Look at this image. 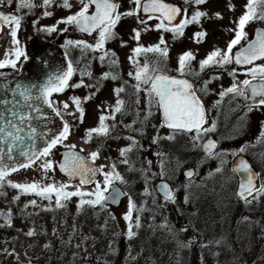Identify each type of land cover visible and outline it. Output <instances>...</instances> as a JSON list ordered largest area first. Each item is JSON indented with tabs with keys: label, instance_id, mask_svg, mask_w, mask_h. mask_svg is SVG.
<instances>
[{
	"label": "snow or ice",
	"instance_id": "6c2138e0",
	"mask_svg": "<svg viewBox=\"0 0 264 264\" xmlns=\"http://www.w3.org/2000/svg\"><path fill=\"white\" fill-rule=\"evenodd\" d=\"M15 2V13H5L0 11V30L7 27L9 36L11 37L13 52L15 59L9 58L6 53L5 59L0 60V69L11 67L16 69V63L20 57L28 59L24 50L19 47V40L17 38L18 31L21 27L23 17L16 13L21 12L23 9L32 10L33 8L40 7L47 9L53 5L62 7L69 10L71 14L57 21V24L63 23L67 27L61 31H68L69 27L75 28L78 32L93 36L95 34V43H89L83 39L65 40V47L79 48L82 53L98 52L100 55L97 59L101 64L107 63L109 68L118 66V58L115 52L106 48V44L117 37L115 31L118 23L125 17H136V22L141 25L139 28L132 29V39L136 41L137 46L132 49V54L128 57L129 62L133 65L134 71L128 73L135 83L130 87L133 89L135 99L133 103L136 105L135 118L129 124L124 125L125 128L132 130L136 135H144V126L148 123L149 119L155 114L159 113L161 120L157 127V134L152 137V144H158L160 140L175 141L178 135H183L188 138V142L193 150L202 153L201 157L195 162L196 166L192 168H184L183 162L176 160L177 170L183 169V176L185 183L181 187L185 191L183 202L189 204L193 202L194 193L192 188L202 189L206 185L202 179L200 183L195 182V177L199 175V168L208 160H218L219 164L213 170L209 171L207 176L212 177L224 171V166L228 163L225 159L227 155L235 158L230 171L239 177L236 197L242 201L246 206L251 205L254 201H258L261 196H264V182H260V174L255 172L251 164L243 157V153L248 150V145H242L236 151L231 153L225 150L218 149V141L209 137L210 133L217 130L216 120L209 121V110L206 109L201 93H208V85L212 80L204 81V83L197 87L196 84L189 80L188 76L199 77L200 74L209 67H224L225 65L235 63L236 65L244 67V75L246 78L242 81L235 79L236 70L233 69L230 75L233 76V83L220 93V99L231 94L234 98L244 97L246 100H254L255 106H264V63L257 64V61H264V28L255 29L252 38L245 31L246 26L254 21H264V0H247L244 5V12L233 21L236 25L235 28L230 29L234 32L233 38L228 42L226 49L215 48L208 55L199 61V70L192 68V62L195 61L196 55L191 51H185L177 58V67L175 69L177 75L169 74L166 67L169 58V48L164 36L161 35L156 44L143 46L141 45L140 38L142 32L146 31H160L161 33H172L173 39L180 38L184 35L185 29L193 24L201 25L202 20L205 18L210 19L208 13L201 11L199 6L207 3V0H184L186 5L194 6V10L189 15L187 8L182 9L179 6L167 3L166 0H128L131 5L127 10L121 12V5L118 0H77L79 4L78 10L71 12L73 4L71 0H41L39 4L36 0H0V5H12ZM228 8L230 11L234 10V6L229 3ZM52 12L45 10L44 17L51 16ZM216 19H222L220 13L213 14ZM179 18V20H178ZM156 20L157 23L152 26L149 21ZM178 20V22H177ZM36 21H33L35 26ZM39 31H46L48 33L57 31V27L45 26ZM206 31H198L193 33V40L200 43L206 37ZM245 41V45L238 51L233 52V49ZM121 46H126V42L121 41ZM148 53L155 54L157 59L155 61L145 60L143 64L140 63V57ZM77 69L69 62L66 70L61 73L49 77V79L42 85L28 84L19 81L14 82V87H9L16 99L11 101L0 99V105H11L10 114L12 119H0V187L5 183L13 189L18 190L21 194H33L41 199L49 201L51 205L54 203L56 209L65 208L66 202L73 197H78L77 210H81L85 205L101 210H107L109 204H118L122 196H127L128 206L127 211L122 215V219L126 222L123 235L126 239L132 240L138 235V230L144 225L142 223V213L149 209L143 206H137L135 201L127 192H121L115 187L116 182L126 183L124 177L116 170V165L113 163L109 166V170L105 171V166H95V161L99 158L100 152L92 151L88 157L80 155L77 152L76 145L65 144L71 134V126L63 123V128L58 134L48 135L44 133L46 139L43 141V147L37 146L36 129L30 127L27 137L22 135L24 129L20 125L24 124L29 116L20 114L17 109L21 102L33 112H39L40 109L36 103H42L51 108L57 116L61 115V109L55 106V102L51 99L53 93H62L67 88H96L99 91V84L101 81L111 79L116 81L119 75L116 72L108 71L101 74L95 84H85L83 77H92L89 66H85L81 71V80L75 84L70 81ZM3 75V73H0ZM212 79H219L218 76ZM129 86L127 81L124 84L113 89V94L116 97L114 105H106L103 109H98L101 114L98 118L96 127L85 130L83 141L85 144L91 142L94 136L108 137L111 135L112 130L117 127L116 123L109 125L108 120L116 121L117 114H126L127 101L121 98V93L126 91ZM144 94V109L140 110L141 98L140 94ZM96 95V92L81 98L70 97L73 105L75 106V113H79V119L83 122L85 110L82 107V102L86 103ZM220 101H216L218 105ZM245 107L251 111L253 104H246ZM63 110L69 109L67 102L62 103ZM155 109V112L153 111ZM73 112H68V115H75ZM243 119V117L241 118ZM18 121L19 123H17ZM121 123H123L121 121ZM139 123L140 128L134 127ZM156 127V126H154ZM166 128L169 133L165 136L159 135V129ZM129 143L120 148V163L128 165L130 170L135 171L133 162L129 158V153L133 151L142 150L143 145L136 139V136L130 135L123 137ZM25 139L28 143L25 144ZM256 143H264V125L261 127L260 135L257 137ZM63 146L66 151L62 154L59 162L51 157L53 150L57 146ZM255 146V145H253ZM80 149V152H83ZM158 159L159 172H152V161L146 160L147 167H142L143 178L145 180V188L142 195L150 196L152 204L155 208H166L168 204H177V195L179 191L173 188L167 181L172 177L169 175L166 168L168 161V154L164 152L154 153ZM17 157L22 158L24 162H18ZM39 169L45 173L54 171L58 168L65 176L68 177L67 182H57L53 180L51 183L43 184L39 181L14 183L6 178L12 172H17L20 169H28L37 165ZM150 173V175H149ZM97 175L103 177L102 182L96 180ZM159 176L160 183L156 184L154 188H150V182L155 177ZM78 179L79 183L75 186L74 190L70 181ZM206 179V178H205ZM94 184L95 187L91 191H84L85 185ZM3 193H0L2 195ZM19 195L14 196L13 200H18ZM54 198V200H53ZM29 206L38 207L36 200L29 201L25 205V209ZM44 210H51L50 207ZM179 212V210H178ZM193 216L198 215L197 212L192 213ZM7 216L4 223L0 227H11V212L0 213V217ZM111 219L115 216L110 214ZM153 223L149 224V229L155 233L159 231L163 233L161 237V244L173 243L177 254L185 248L194 244L195 238H189L187 241L182 240L181 234L187 233L190 229H194V224L187 222L177 228L172 224L167 217L160 223H155V214L152 216ZM107 223V222H106ZM247 223L251 226L253 223L248 216L241 217L237 224ZM106 227V224H105ZM261 230L264 231V225H260ZM55 232V229H54ZM76 232L73 226V234ZM35 230L30 229L26 235L34 236ZM119 235V234H117ZM88 237H82L81 244ZM224 237L209 241L201 244L202 248L209 247L212 244L220 245L224 242ZM65 243H71V236ZM81 244L76 247L80 248ZM49 248V244L44 245ZM111 247V245H110ZM7 255H14V251L4 250ZM76 253H74V256ZM87 257H85L86 259ZM135 260L136 257L131 256L129 250V257ZM179 259V257H178ZM31 264V260H29Z\"/></svg>",
	"mask_w": 264,
	"mask_h": 264
},
{
	"label": "rangeland",
	"instance_id": "374dc122",
	"mask_svg": "<svg viewBox=\"0 0 264 264\" xmlns=\"http://www.w3.org/2000/svg\"><path fill=\"white\" fill-rule=\"evenodd\" d=\"M120 1L122 4L120 8L121 12L131 7V5L128 3V0ZM176 1L180 2L184 6V8H187L189 15L194 10V6L186 5L184 3V0ZM246 2L247 0H207V3L199 6V9L201 11L207 12L209 17L211 18L203 19L201 25L193 24L188 26L185 29L184 35L180 38L175 39L173 42L167 41V45L169 48V58L167 60L166 67L176 68L178 56L185 51L191 50L196 55L195 61H197L198 59H200V57L206 54L208 55V53H210L215 48H219L222 50L226 49L228 42L234 36V32L230 31V29H233V26H231V24L243 14L244 5L246 4ZM71 3L73 4L71 12H75L76 10H78L79 4L77 3V0H71ZM229 3L234 6V10H229ZM46 10L52 12V15L44 17V9L41 15H39L40 17L38 18V21L36 22L37 30L45 26L54 25L58 29L63 23L57 24V21L71 14L69 10L55 5ZM217 12L221 14L222 19H216L214 17L213 14ZM156 23V20L149 21V24L152 26H154ZM252 24L253 23L251 22L248 25V32L250 31ZM137 27L138 24L135 21L125 23L124 25L120 22L117 25L115 29L117 37L108 42L106 44V48L115 52L116 57L119 61L118 66L109 68L107 63L101 64V62L97 59L100 53L96 52L95 59L92 63V69L94 73L91 79L84 81V83L95 84L97 78H99L102 73L108 71L116 72L119 75V79H117L116 81H113L111 79L101 81L99 84L98 92L96 91V88L80 87L75 93L73 90H68L66 93L58 97L57 103L61 110H63V102H67L69 104V109L63 110L68 120L67 123L71 126V134L68 140L65 141V144L76 145V149H83V153H85L87 156L90 152L99 150L100 156L95 161V163L98 166L104 165L105 171H108L109 166L114 163L116 165V170L124 177V180L126 181V183L116 182V184L122 187L124 192H127L132 197L137 206H143L149 209L148 211L142 213V223L144 226L138 230V235L133 238L138 242L133 241V239H126L128 245L126 244L127 247L122 250V264H190V255L194 252L192 250V245L188 248L183 249L177 254L175 245L173 243L161 244L160 241L163 233L159 231L153 233L149 229V224L153 223L152 216L154 209L158 210L157 213L159 214V216L157 217L154 212L156 216L155 223H160L165 217H167L169 221L177 228L180 227L179 225H176L172 222V217L168 213L167 207V213L165 214L161 212L160 208H155L153 206L150 196L142 195L145 188V180L140 169L142 167H147L146 160H151V157L146 156V150L143 153V155L146 156L145 159H143L144 156H140V154H138L137 152L133 151L132 153H129V158L134 164V167L136 169L135 171L130 170L128 165L120 163L121 158L118 150L122 147H125L129 143V141L124 139L123 137L134 134L132 130L125 128L124 125L131 123L135 118L136 113V105L133 103L135 96L133 95V89L130 87V85L134 84L135 81L128 75L129 72L134 71V67L129 62L128 57L132 54V49L137 46L136 41L131 38L133 35L132 29ZM201 30L206 31L207 35L202 42L196 43L193 40V33ZM56 33L57 31L48 33L46 31L38 30V34L47 39H50V37H53ZM159 39L160 37L141 34L139 43L143 46H149L156 44ZM121 41L126 42V46L122 47ZM242 42L243 41H241V43ZM7 43V46L9 47L7 48L13 50L11 38H7ZM240 45H237L235 48ZM81 53L82 52L79 48H77L76 51H73V55L76 57L82 56ZM139 59L140 63L143 64L145 60L155 61L157 57L155 56V54L148 53L146 56L142 55ZM236 79L241 80L242 76L237 75ZM124 81H127L129 85L126 87V91L124 93H121V98L127 101L126 114H117L115 122L112 120L107 121L109 125L113 123H116L117 125V127L113 129V135L111 134L108 137L94 136L90 143L85 144L83 141L85 130L96 127L98 124V118L101 114V111L98 109V105L100 106V109H103L106 105H114L116 97L113 94V89L123 85ZM232 82L233 81H231V83ZM229 84V80H224V82L222 83L223 88L228 86ZM92 92H96V95L86 103L82 102V107L85 110V114L83 122H81L79 119V113H75V106L70 100V97L76 96L83 98L91 94ZM140 98L141 104L139 107L140 110L143 111V93L140 94ZM68 112H73L75 113V115H68ZM121 121L123 123H121ZM134 127L140 128L141 125L137 123L134 125ZM246 144L250 149L251 144ZM188 146H190V144H188ZM62 148L64 147L58 145L57 148L53 150V156L51 158L54 160L58 159L57 151ZM191 152H195V150L191 149ZM175 153L179 154L178 151H175ZM252 156L254 157L251 159L252 163L256 167H259L260 165L261 169L264 170V151L253 153ZM225 159L227 160V157H225ZM176 160L182 161L183 166L185 167L191 159L188 155L180 157L174 155L170 160H168L169 163L166 164V168L169 175L172 177L171 179H169V181L176 180L181 173L182 169L177 170V166L175 163ZM214 161H216V163L219 162L218 160H211L212 163ZM38 163L39 162H37V165H34L33 167H30L28 169H20L17 172H12L6 179L14 183H25L35 180L43 184L51 183L53 180L57 182L68 181V179L61 175L56 170V168L54 171H50L49 173H47V176H45V173H43L39 169ZM151 171L159 172L160 169L158 168L157 164H154L152 162ZM158 179H160L159 176L152 179L149 187L154 188L153 185ZM194 179L195 182H197L198 179ZM96 180L98 182H102L103 177L101 175H98ZM70 183L73 185V188H70L69 190H74L75 186L79 182L72 180L70 181ZM94 187V184H90L88 186H84L83 190L91 191ZM0 193H3L2 195H0V212L4 210L8 213L10 211L12 224L11 227H0V264H29V260H31V264H104L105 258L103 255L105 254H103V250L105 251L104 253H109V249L112 248L116 251V254L118 253L119 243H111V235L103 237V241L101 243L103 245L99 246L98 242L101 241H97L93 234H90L87 231L80 232V230H78L77 228L76 232L73 234L72 228L74 224L63 219L62 226L64 228L62 232L63 240L60 246L61 249H55V245L51 244L49 239L44 234L45 228H41L39 222L34 221L28 215V208L25 209V205L30 201V195L19 193L18 190L9 187L7 183H5L3 187H0ZM17 195H19L20 198L14 201L13 197ZM176 195L178 203L175 205H178L179 200L182 199L184 195L180 193H177ZM175 205L170 204V206L172 207ZM127 206V196H125L119 207L109 206L110 208L108 214H112L115 216V232L120 236H124L122 233L126 227V224L121 219L120 214L127 209ZM0 224H2L1 220ZM208 224L210 223H206L201 219V217L199 218V224L196 226L197 230L208 231H206V234H200V232L198 234L199 241L198 243H196L197 254L195 253L196 262H193L192 264H242L241 259L233 255L231 249L229 248V243L226 241L219 245L224 248L225 251L224 263L222 262L219 251L217 250V245L212 244L206 248L201 247V244L203 243L221 238V236L218 237L212 234L213 228ZM44 225L46 226L47 222H45ZM206 225L207 227H205ZM30 229L35 230L36 234L34 236L29 237L26 235V233ZM70 236L71 243H65L69 240ZM82 237H88V239L85 240L83 244H81ZM180 238L187 241L189 238H193V236L190 235V233H183L181 234ZM4 242L9 243L8 250L14 251V255L5 254L3 247ZM133 242H135V244H133ZM45 244H49L50 247L45 248ZM77 244H81V247L77 248ZM129 250L131 251V256L136 257L135 260L128 258ZM74 253H76L75 256ZM85 257L87 258L85 259Z\"/></svg>",
	"mask_w": 264,
	"mask_h": 264
},
{
	"label": "flooded vegetation",
	"instance_id": "af4514ba",
	"mask_svg": "<svg viewBox=\"0 0 264 264\" xmlns=\"http://www.w3.org/2000/svg\"><path fill=\"white\" fill-rule=\"evenodd\" d=\"M171 1L179 3L184 9V6L180 2L176 0ZM40 2L41 0H36L37 4H39ZM118 2L120 3V5H122L120 0H118ZM57 3H59V0H57ZM0 8L8 12L15 13L16 4L14 2L10 6L7 4L0 5ZM43 10L44 8L36 7L32 10L23 9L21 12L16 13L23 17L21 27L17 34V38L19 40V47L24 50L27 57L28 52L26 47V35L28 33H32L44 38L43 36L38 34V30L36 29L37 23L35 24V26L33 25V21H38V18L40 17L39 15H41ZM238 18L236 20H238ZM252 23L253 24L251 25V29L249 32L248 25L250 23L246 26V32L249 34V38H252L256 28H264V21H254ZM231 26H233V28L236 27L233 22ZM65 27L67 26L65 24H62L57 29V33L53 37H50V39H44L58 44L63 52L66 68L67 64L71 62L73 64V67L77 69L76 73L73 75L70 81L71 84H75L82 78L79 71L80 65L85 64L86 66H89V70L93 75L94 71L92 69V63L95 59L96 52L88 51L87 53H81L82 56L84 55L83 57H76L73 55V51H76L77 48L65 47V40L83 39L89 43L94 44L95 34L93 36H88L86 34L78 32L73 27H69L68 31L66 32L61 31ZM8 33L9 30L7 27H4L2 30H0V60L5 59L6 53L9 54V58L15 59L13 50L8 49L9 47L7 46V38H11ZM155 33L156 37H160L161 35H163L166 41H174L172 33L170 32L161 33L160 31H155ZM54 38L57 40V42L54 40ZM245 43L246 42L243 41L241 45L234 50L239 49ZM206 56L207 54L200 57V59H198L197 61L192 62V68L195 70H199V61L204 59ZM27 62L28 59L25 60L22 56L17 61L15 70L10 66L5 67L4 69H0L8 73L6 75H0V99L8 101L16 99L11 91H8V88L14 87V82L16 81L28 83V75H26L25 73H20L21 68ZM256 63L261 64L264 63V61H257ZM167 69L169 70L170 75H177L175 71L176 68L170 67ZM233 69L236 70V76H242L241 80L236 79L235 76V79L237 81H242L246 78H250L246 77L243 74L245 70L244 67L236 65L235 63L225 65L224 67H209L206 68L199 77L188 76L187 78L193 81L197 87H200L204 83V81L210 79L212 80V82L208 85V93H201L202 101L206 109L209 110V121L214 119L217 123L216 132L210 133L209 136L214 137V139L218 141L219 150H225L228 153L236 151L246 143L251 144L250 149L248 147V150L242 155L249 158L253 167L260 174V182H264V170L261 169L260 165L259 167H256L251 161V159L254 158L252 156L253 153L264 151V143H259V145L258 143H256L257 137L260 135L261 127L262 125H264V106L258 107L253 104L252 110L248 111L245 105L250 103H248L244 97L237 96L234 98L231 94H229L221 100L219 96V93L223 89H226L232 85L233 82L231 83V81H233V76L230 75V73ZM215 76H218L219 79H212ZM83 79L84 81H86L90 80L91 78L85 76L83 77ZM224 80H229L230 84L223 88L222 83L224 82ZM79 88L69 87L62 93H53L51 99L55 102V106L60 108L57 103L58 97L66 93L68 90H73L75 93ZM218 100L220 101V103L217 105L216 101ZM26 108L27 107L25 106V104L21 102L17 111L20 114L28 116V111L26 110ZM10 109L11 105H0V119H12L9 111ZM153 111L155 112V109H153ZM60 116L65 120V122H68L66 114L63 110H61ZM242 117L243 119H241ZM160 120L161 117L159 113H155L149 120L152 123L151 129H149L150 126H147L146 124L144 126V135H136V133L134 132L133 136H136V139L140 142L141 145H143L142 150H137L134 152H137L138 154H140V156L143 155L147 147L151 145L150 140L154 135L157 134V127L159 126ZM16 122L19 123L18 121ZM113 133L114 131L112 130L111 134L113 135ZM168 133L169 130L166 128L159 129L160 136H165ZM188 144L189 142L186 136L178 135L175 141L162 139L158 144H152L151 151L153 153V156H155L156 158L157 165L159 158L154 155V153L159 151L167 153L168 160H170L174 155L179 157L188 155L190 156L191 160L184 168L195 167L196 160L193 159V157L197 154L200 155V152L196 150L195 152H191L192 148H190ZM175 151H178L179 154H176ZM226 157L228 161V168L230 170V164L235 158L231 155H227ZM182 170L178 178L174 180L175 186L171 181L168 180V182L173 188H177L179 190L182 189L184 193L183 195H185V191L181 187V185L185 183V177L182 174ZM217 175H219L218 177L221 179L220 181H212L211 179H213V177L202 175L199 181H197L196 183H200L203 179L206 186L202 189H197L195 187L192 188V192L195 194L193 197V202L185 204L183 202V196L182 199L179 200V204L173 206L174 212H178L179 210V226L184 225L187 222H191L192 224H194V229H190L187 232L190 233V235H193L195 238L196 242L192 244L193 250V246H196V243H198L199 241V232L200 234H206V231H208L197 230L196 226L199 224V218L201 217L203 221H205L206 223H210L208 225L212 226L213 235L225 238L224 242L226 241L229 243L231 252L234 256H237L239 259H241L242 264H264V231H262L260 227V225H264V196H261L258 201H254L251 205L246 206L242 201L238 200L235 195L238 185L235 174H233L231 171L230 173H228L224 166V171ZM194 212H197L198 215L193 216L192 213ZM243 216L250 217L251 221L253 222L251 226L247 223L237 224V221L240 220ZM205 227H207V225ZM217 250L219 251L222 262L224 263V248L218 245ZM195 253L197 254V250L190 255V264L196 262Z\"/></svg>",
	"mask_w": 264,
	"mask_h": 264
},
{
	"label": "trees",
	"instance_id": "16d2710c",
	"mask_svg": "<svg viewBox=\"0 0 264 264\" xmlns=\"http://www.w3.org/2000/svg\"><path fill=\"white\" fill-rule=\"evenodd\" d=\"M135 19H136V17H125V18H122L120 22L124 25L125 23H128V22H133V21L136 22ZM139 27H141V25H138L137 28H139ZM142 35L155 36L156 33H155V30H151V31L142 32ZM54 40L57 42V40L55 38H54ZM147 126H150L149 129H151L152 123L150 121H148ZM151 141H152V139L150 140V144L152 145ZM151 145L149 147H147V149H146V153H147L146 156L147 157L150 156L151 161L154 164H157L156 158H155V156H153V153L151 151ZM201 155H202L201 153H200V155L197 154L193 157V159H195L197 161L201 157ZM142 156H144L143 159L146 158L145 155H142ZM195 166H196V164H195ZM217 166H218V163H216V161H214L213 163L211 162V160L206 161L202 166H200L199 175L195 177L196 180L198 179L197 181H199V179L201 178L202 175L207 176L208 172L213 170ZM225 169L228 173H230V170L228 168V163L225 165ZM218 176L219 175H217V174L212 176L213 179H211V180L212 181H220L221 179ZM171 182L175 186V183H174L175 181L171 180ZM178 193L184 194L182 189L179 190ZM29 195H30V201L36 200L38 207L29 206L28 207V215L34 221H36V222L38 221L41 228H45L44 234L49 239L51 244L55 245V247H56L55 249H57V250L61 249L60 246H61L62 240H63L62 232H63V228H64L62 226L63 220L68 221V222L70 221L72 224H74L75 228L80 230V232L87 231L88 233L93 234V236H95V239L97 241H101V242H98L99 246L103 245V244H101L103 241V237H105L107 235H111V238H112L111 243H113V244H116L117 242L119 243V244L117 243L118 244V253L116 254V251L113 250L112 248L109 249V253H104L105 251L103 250L102 252H103V254H105V255H103L105 258L104 264H122V259H123L122 258V255H123L122 250H124L128 244H127L126 238L124 236L117 235V233L115 232L116 224H115L114 220L111 219V216L108 214V211L110 208L109 206L107 207V210H101L99 207L92 208V207L85 205L81 210L78 211L77 210V203H78L79 198L73 197V198H71V200L66 202L65 208L56 209L54 203H52L50 205L48 200L41 199V198H39L33 194H29ZM53 200H54V198H53ZM48 207H50L51 210H44L45 208H48ZM166 207L168 209V213L172 217V222L175 223L176 225H179V222H178L179 213L176 211L174 212V208L172 206H170V204H168ZM160 209H161V212H163L165 214L167 213L166 208H160ZM154 212H155L156 216L158 217L159 216V214L157 213L158 210L154 209L153 214H154ZM45 222H47L46 226L44 225ZM105 224H106V227H105ZM54 229H55V232H54ZM52 232H53V235H52ZM111 233H113V234H111ZM133 241L138 242L136 239H133ZM135 242H133V244H135ZM195 247L196 246H193L194 252H196V250H197V248H195ZM105 261H106V263H105Z\"/></svg>",
	"mask_w": 264,
	"mask_h": 264
},
{
	"label": "water",
	"instance_id": "95a60500",
	"mask_svg": "<svg viewBox=\"0 0 264 264\" xmlns=\"http://www.w3.org/2000/svg\"><path fill=\"white\" fill-rule=\"evenodd\" d=\"M166 2L179 6L183 9V7L175 1L166 0ZM0 11H3L5 13H12V12L5 11L1 8H0ZM26 47H27V52H28V62L21 68L20 73L21 74L25 73L26 75H28V84L42 85L49 79V77H53L61 73L62 71L66 70L64 55H63L61 48L58 46V44L52 41L46 40L36 34L28 33L26 35ZM239 49L234 50V52L238 51ZM85 66H86L85 64L80 65L79 71H81ZM0 73H3V75L8 74L4 72V70H0ZM247 102L250 104H255L254 100H247ZM36 106L40 109L39 112H33L30 109L26 108L30 119H28L24 124L20 125L21 127H24V131L21 134L27 137L29 128L30 127L35 128L36 136L38 137L37 146L43 147V141L44 139H46V137L42 134L47 133L49 136L52 134H58L62 130L63 123L65 122V120L61 116H57L56 113L51 108L47 107V105L37 102ZM209 137L214 139V137H211V136ZM27 143L28 141L27 139H25V144ZM3 146L4 145H0V147H3ZM75 150L79 152L80 155L84 156L85 158L88 157L85 153L80 152V150L78 149H75ZM65 151H66L65 148L58 150L57 154L59 157L55 161L59 162L61 160L62 154ZM243 157L251 164L248 157L246 156H243ZM234 160L235 159H233V161L231 162L230 168H232ZM17 161L24 162L22 158L20 157H17ZM95 166L99 167L96 163H95ZM251 167L255 172H257V170L253 167L252 164H251ZM186 168H192V167H186ZM56 170L61 175H63L66 179H68V177L65 176L62 172H60L58 168H56ZM182 173H183V170H182ZM236 180L238 183L239 177L236 176ZM73 181H78V179H74ZM160 182H161L160 179L156 180L153 187H155V185ZM88 185H85V186H88ZM115 187L121 192H124L122 187H120L118 184H115ZM124 198L125 196H122L118 204H109V206L119 207ZM126 211L127 209L120 214L121 219H122V215ZM0 213H7V212L3 210ZM6 219H7V216L0 217V220L2 223H4ZM123 222L126 224L124 220ZM3 247H4V250L5 249L8 250L9 243L4 242Z\"/></svg>",
	"mask_w": 264,
	"mask_h": 264
}]
</instances>
